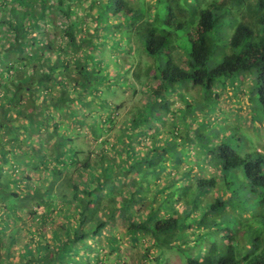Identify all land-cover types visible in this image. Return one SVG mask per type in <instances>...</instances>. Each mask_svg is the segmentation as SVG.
Returning a JSON list of instances; mask_svg holds the SVG:
<instances>
[{"label": "trees", "instance_id": "trees-1", "mask_svg": "<svg viewBox=\"0 0 264 264\" xmlns=\"http://www.w3.org/2000/svg\"><path fill=\"white\" fill-rule=\"evenodd\" d=\"M99 6L145 59L130 62L128 76L141 107L161 110V120L140 115L118 131L116 119L84 107L99 95L88 89L95 78L84 79V25ZM0 34V264H127L103 252V236L120 251L123 237L106 232L119 218L144 252L138 264H171L168 253L182 264H264V139L258 149L224 120L199 119L186 101L191 91L210 112L223 78L255 72L249 101L264 138V0H0ZM175 93L185 109H174ZM174 113L186 128L172 122L163 131ZM83 127L102 147L96 163L79 142ZM195 156L218 175L196 176Z\"/></svg>", "mask_w": 264, "mask_h": 264}, {"label": "rangeland", "instance_id": "rangeland-1", "mask_svg": "<svg viewBox=\"0 0 264 264\" xmlns=\"http://www.w3.org/2000/svg\"><path fill=\"white\" fill-rule=\"evenodd\" d=\"M101 7L99 6L97 8L100 11V15L99 18H94L95 22L93 23V26L84 25V60H87L88 62V71L86 69L84 70V79H87L88 77L95 78L91 80V82L95 80L93 83L88 84V89L93 93L99 94L98 96H95L94 99H92V102L89 103H87V101H90L94 96L87 95L84 107L92 104L101 109L98 119H116L117 123L115 125V129L118 131L123 127L124 124L127 125L129 118L136 119L140 115L148 117L151 114V117L154 118V114H156L159 115L158 120H161L162 117H165L161 110L147 106L141 107L144 104V97L141 94H134L137 79H133L132 77L128 76V70L131 66L130 62L133 65L138 66L139 64H142L145 59H141L139 53H136V47L134 43L131 45L125 41H121V30H123L125 27L122 28V23L116 21L117 18H114L112 13H104V7ZM65 20L66 19H64V21ZM88 22L91 23V19H88ZM94 25L96 26L94 27ZM86 26L88 28H86ZM221 31L223 32L222 40L229 38L232 32L230 27L227 25L224 26ZM90 39L92 40L90 41ZM120 45H122V48H119ZM118 48L120 50H124L122 58L117 56L118 54L115 52ZM221 54L222 53H219L218 51L217 54L215 53L213 55L212 59L208 62V69H213L217 66L219 60H221ZM143 66L140 65L138 69L142 68ZM255 75V72L240 73L230 79L223 78L222 81H227L228 83L227 89L218 90L221 100L217 105V108L211 109L210 112H207L208 107L205 109L207 111L204 112L197 109L196 105H198V101L200 99H198L193 92L192 94L191 91H189V97L186 101L188 104L192 105V113L195 112L197 115L198 112V114L201 115L198 117L199 119L213 121L214 119L219 118L218 121L220 122L224 120L230 129L238 131V134H246L250 140H248V142L254 143L259 149L262 147L261 140L263 142L264 138L261 128H257L255 124H260L261 120L257 116L253 115L255 112L253 106L256 104V102L254 101V104L252 102V106L249 101V98L252 97L253 94V87L256 85ZM181 91L183 92L182 87L178 88V90L175 92L179 93ZM176 93L172 95L174 109H185L186 104L183 103L182 99L176 96ZM137 107H141L140 111L136 109ZM252 115L255 117L254 121H252ZM179 116L180 115L177 113H174L173 115L168 114L166 116L167 126L163 128V131L167 130L171 126L172 122L180 124L181 129H185L186 127L183 121L179 120ZM187 120L191 124L192 119L189 115H187ZM195 126L197 125L195 124L194 127ZM116 130L113 131L114 137L117 135ZM185 132L186 130H183L181 133L184 135ZM81 133L82 135L79 138V142L84 143V140L88 142L89 146L87 147V150H89L90 153L92 152L93 154L97 155L92 157V160L96 163L99 161L98 156L103 153L102 147H98V144L93 138H91V135L87 129H85V134L87 136L84 138V127L81 129ZM143 143H147V141H143ZM242 144L245 145V143ZM186 147L192 151V155H194V153L197 151L195 142L188 144ZM85 155L90 154L86 153ZM192 160L195 162H193L191 166L196 168V176L209 177L211 175H218V170L215 168V164L210 163L209 160L203 162L200 161V158L197 156H195ZM185 161L183 164L177 165V170H184V168H186L187 162L185 163ZM200 164H202V167ZM164 174H166V172ZM161 181L165 182V178H163ZM132 183H134L133 179H128L125 184L121 183V188L125 190V193H130V186H132ZM157 189H160V187H152V190L156 193V195L158 194L159 196ZM151 198L146 204L152 203ZM161 198L162 197L160 196V199ZM138 210H140L143 215L147 213L145 208H140ZM111 228L106 232H117V234L123 237V240H121L122 244L120 246V251H118V253L110 252L109 243L107 242L106 237L103 236L102 244L105 248L103 252L109 254V260L112 262L117 261L119 259L118 255L120 254L122 259L126 261L127 264H138L140 259L144 256V252L143 250L140 252L139 250L141 249L133 248L130 244L129 236L126 233L128 229L127 223L123 219L119 218L118 223ZM146 256L148 257V255ZM149 256H151L152 259L158 256L157 250L153 249ZM167 256L171 264H182V262L180 263L179 257L176 254L168 253Z\"/></svg>", "mask_w": 264, "mask_h": 264}]
</instances>
